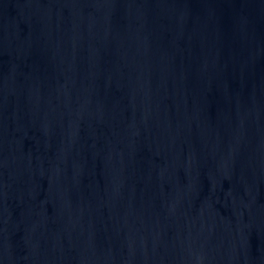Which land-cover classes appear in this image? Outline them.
<instances>
[{
	"label": "water",
	"instance_id": "obj_1",
	"mask_svg": "<svg viewBox=\"0 0 264 264\" xmlns=\"http://www.w3.org/2000/svg\"><path fill=\"white\" fill-rule=\"evenodd\" d=\"M0 264H264V0H0Z\"/></svg>",
	"mask_w": 264,
	"mask_h": 264
}]
</instances>
